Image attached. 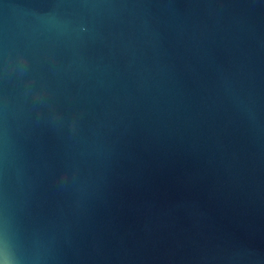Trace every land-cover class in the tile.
<instances>
[{
  "label": "water",
  "instance_id": "1",
  "mask_svg": "<svg viewBox=\"0 0 264 264\" xmlns=\"http://www.w3.org/2000/svg\"><path fill=\"white\" fill-rule=\"evenodd\" d=\"M0 264H264V0H0Z\"/></svg>",
  "mask_w": 264,
  "mask_h": 264
}]
</instances>
